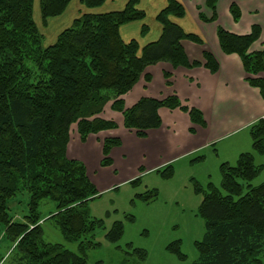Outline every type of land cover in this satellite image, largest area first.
Segmentation results:
<instances>
[{
    "label": "trees",
    "instance_id": "obj_1",
    "mask_svg": "<svg viewBox=\"0 0 264 264\" xmlns=\"http://www.w3.org/2000/svg\"><path fill=\"white\" fill-rule=\"evenodd\" d=\"M86 8L100 6L105 0H79ZM71 0H0V224L3 236L15 243L19 255L29 264H86L84 252L96 244L91 239L78 243V252L58 242L43 239L39 203L54 202L56 211L49 217L65 240L90 233L97 220L89 221L83 206L96 191L87 179L82 162L66 156L69 131L73 123L81 140L89 133L116 127L113 119L99 114L107 103L123 115L127 128L138 134L160 125L158 109L187 110L193 123L203 117L195 107L183 105L176 94L163 98L142 96L125 106L123 96L142 76L151 79L145 68L157 61L173 66H194L181 40L200 43L185 32L173 18L185 15L179 0H166L155 19L162 30L158 39L142 46L135 38L123 40L122 24L143 20L146 12L140 0H127L122 9L86 11L62 29L54 42L45 45L34 10L42 24L61 15ZM214 17L216 0H205ZM230 12L240 16L233 1ZM203 20H207L199 14ZM148 29L143 23L141 32ZM259 32L258 26L246 34L218 28L217 39L225 53H237L242 60L247 82L259 88L264 99V49L248 51ZM204 62L216 71L217 60L203 51ZM260 73V74H259ZM171 76L164 71V77ZM170 83V80H166ZM252 148L264 151V118L249 128ZM117 137L103 140L104 163ZM264 169L254 163L250 151L241 152L235 164L221 165V190L206 192L199 213L204 218V235L196 241L197 259L190 264H262L264 259V179L251 181ZM20 191L29 193L28 211L23 220L9 213V201ZM122 226L115 222L107 233L114 242ZM15 251V252H16ZM183 258V256L181 255Z\"/></svg>",
    "mask_w": 264,
    "mask_h": 264
},
{
    "label": "rangeland",
    "instance_id": "obj_2",
    "mask_svg": "<svg viewBox=\"0 0 264 264\" xmlns=\"http://www.w3.org/2000/svg\"><path fill=\"white\" fill-rule=\"evenodd\" d=\"M263 3L264 0H245L244 16L241 20L251 24L261 23L264 34V13L261 12ZM223 5L224 1L220 3V7ZM117 6L121 7V4L116 1L112 5H104L103 8ZM256 10L260 12L256 14ZM239 11L240 16L237 19L231 14L234 22L241 17L240 7ZM65 17L66 13L62 18ZM34 18L39 29L45 32L48 38L54 35L56 28L51 29L47 23L43 25L36 9ZM214 20L216 18L211 15L205 26H215V23H210L215 22ZM221 21L225 24L226 18L221 17ZM207 35L210 40L209 38L217 33ZM183 43L191 56L199 55L201 49L207 46L206 43L202 46L188 39ZM163 64L166 63L146 68L145 72L149 71L154 76L151 89L145 91L142 86L145 80L141 76L133 89L125 95L126 107L138 99V93L161 96L171 92L162 75L159 77ZM261 74L264 76V72ZM165 110L161 112L164 127L161 126L157 131L146 129L147 133L143 135L138 134L135 129L127 128L123 115L113 110L110 103L105 105L99 115L113 119L116 127L89 133L85 140H81L76 124L71 125L66 156L82 162L85 167L87 179L96 194L87 200L82 209L89 221L97 220L99 224L94 223L90 233L65 240L58 226L49 217L56 211L54 202L45 198L41 200L38 208L42 217L44 216L40 222L45 241L58 242L64 248L78 252V243L87 238L91 239L96 244L84 252L86 264H190L197 259L195 242L202 240L205 230L204 218L199 213L200 203L206 192L212 189L222 191L220 168L225 161L236 163L241 150L234 148V145L241 133L228 137L215 146L205 145L194 150H190L191 146H172L169 149L167 144H175L185 133L178 132L175 127L173 133L166 125L171 123L172 127L173 121L184 125L186 115L172 114ZM188 136L187 132L186 138ZM106 137L119 139V144L113 145L107 154L109 163H104L105 155L102 152L103 140ZM224 143L230 148L224 150ZM247 145L246 149L253 154L254 163L264 167V151L255 152L250 140ZM216 149L219 150V157ZM242 151H245V146ZM263 179L264 169L251 182L258 184ZM28 201L27 191L18 192L9 201V213L13 219L23 220L28 211ZM115 222L121 223L122 231L119 238L112 242L106 235ZM3 232L4 226L0 224V264H29L28 260L16 251L15 243L9 242L3 236Z\"/></svg>",
    "mask_w": 264,
    "mask_h": 264
},
{
    "label": "crops",
    "instance_id": "obj_3",
    "mask_svg": "<svg viewBox=\"0 0 264 264\" xmlns=\"http://www.w3.org/2000/svg\"><path fill=\"white\" fill-rule=\"evenodd\" d=\"M116 1L121 4V7H111L110 9L103 8L104 5H112ZM126 1L127 0H105V2L98 7L86 8L80 4L79 0H71L61 15L56 16V18L51 17L49 18L50 20L48 19L47 25H49L51 29L56 28V31L53 33L54 35L52 37L48 38L49 36L40 30L44 36L43 43L47 45L54 42L58 33L65 27L69 26L73 19L79 16L81 13L86 11L104 12L109 10H119L123 8ZM179 1L185 7V15L181 18H173V20L178 23L185 32L193 33L198 36L201 40V42L198 44L203 46L206 43L208 46L207 47L204 45L205 49H201L199 55L191 56L184 46L183 41L185 39L181 40L188 59L190 61L198 60L201 63L189 67H175L168 61H157L148 65L147 67L158 65L159 63H166L162 65L159 77L162 75L165 84L168 86V88H171V92L161 96L151 93L140 95L141 93H138V97L136 98L139 99L142 96L163 98L174 93L177 95L183 105L195 107L200 110L203 117V123H193L191 120H189L190 117L187 110H182L180 108L169 109L162 106L158 109L161 118L160 125L157 127L148 128L147 130L153 129V131H157L161 126L164 127L161 112H165V109H167L172 114L184 113L186 115L184 125L179 122L176 124L174 121L172 127H170L171 123L166 125V128L170 129V131H173V133L175 132L174 127L177 128L178 132L185 133L183 137L180 138L175 144H167L169 149H171L172 146L175 148L191 146L190 150H194L205 145L215 146L221 143L220 141L241 133L240 136L235 140L236 144L234 145V148H239L241 153L244 152L242 150L245 146V151H247L246 148L248 147L247 144L249 143V140L250 143H252V139H250V126L259 118H264V99L260 94L259 88L250 85L245 79L246 74L241 57L237 53H225L219 45L217 35H214V37L211 36L209 38L210 40H208L207 34L210 33L213 35L214 33H217L216 28L218 27L226 29L232 33L246 34L250 33L253 30V26L257 25L259 29L255 39L257 41L254 45L251 43L248 51L261 50L264 49V34L260 26L261 23L255 22L251 24V22L245 23L244 20H241L244 16L243 10L245 8V0H217L214 10V17L216 20H214L215 22H210L215 23V26L210 24L209 28H207L205 26V22L208 21L213 12L211 8L207 6L205 0ZM222 1H224V5L220 7V3ZM233 1H235L237 6L241 8V17L237 22H234V19L232 18L229 11L230 4ZM165 4L166 0H140L139 7L145 10V18L143 20L128 22L120 26V35L123 40L128 41L132 38H135L138 41L140 47L139 53L142 46L150 41L158 39L160 36L162 26L155 19V16ZM259 12L260 11L258 10L255 11L256 14ZM261 12L264 13V5L263 11ZM64 13H66V17L62 18ZM199 14L203 15L207 20L201 19ZM223 16L226 18L225 24L223 21H221V17ZM143 23H145L148 27L144 33L141 32ZM203 51L211 52L217 60L218 67L216 71L213 72L203 65ZM164 71L170 72L171 77H164ZM148 73H150L151 79L146 81L143 78L145 81L142 86L144 87L145 91L151 89L150 85L152 84L154 77L151 72L148 71ZM170 78H172V80ZM140 79L141 77L138 79V81ZM166 80H170V83L168 84ZM125 95L123 98L126 106ZM245 130L247 131L246 133ZM187 132L189 136L186 138ZM227 147L230 148L227 143H224L223 149L226 150L228 149ZM216 151L217 157H219V150L216 149ZM225 155H227V153Z\"/></svg>",
    "mask_w": 264,
    "mask_h": 264
}]
</instances>
